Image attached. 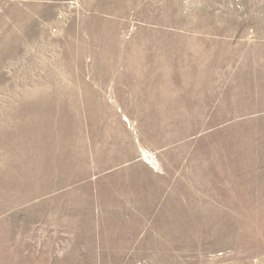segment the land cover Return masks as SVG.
Listing matches in <instances>:
<instances>
[{
  "label": "rangeland",
  "instance_id": "rangeland-1",
  "mask_svg": "<svg viewBox=\"0 0 264 264\" xmlns=\"http://www.w3.org/2000/svg\"><path fill=\"white\" fill-rule=\"evenodd\" d=\"M0 264H264V0H0Z\"/></svg>",
  "mask_w": 264,
  "mask_h": 264
}]
</instances>
